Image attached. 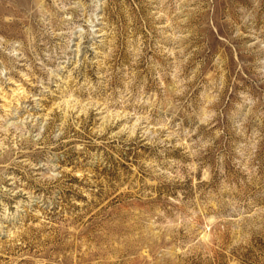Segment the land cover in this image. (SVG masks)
<instances>
[{
  "label": "rangeland",
  "instance_id": "1",
  "mask_svg": "<svg viewBox=\"0 0 264 264\" xmlns=\"http://www.w3.org/2000/svg\"><path fill=\"white\" fill-rule=\"evenodd\" d=\"M0 264H264V0H0Z\"/></svg>",
  "mask_w": 264,
  "mask_h": 264
}]
</instances>
